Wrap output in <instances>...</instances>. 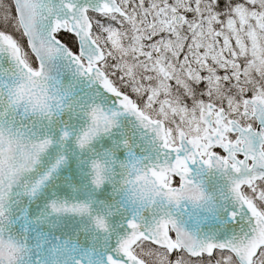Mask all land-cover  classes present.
Segmentation results:
<instances>
[{
  "label": "snow or ice",
  "instance_id": "1",
  "mask_svg": "<svg viewBox=\"0 0 264 264\" xmlns=\"http://www.w3.org/2000/svg\"><path fill=\"white\" fill-rule=\"evenodd\" d=\"M0 264H264V0H0Z\"/></svg>",
  "mask_w": 264,
  "mask_h": 264
}]
</instances>
